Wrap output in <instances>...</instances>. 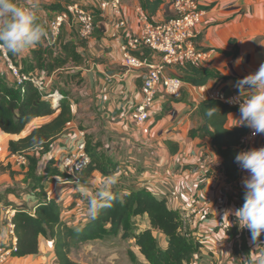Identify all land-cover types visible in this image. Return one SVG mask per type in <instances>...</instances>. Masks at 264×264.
I'll return each instance as SVG.
<instances>
[{
  "label": "crops",
  "instance_id": "crops-1",
  "mask_svg": "<svg viewBox=\"0 0 264 264\" xmlns=\"http://www.w3.org/2000/svg\"><path fill=\"white\" fill-rule=\"evenodd\" d=\"M120 1L126 21L124 28L115 26L109 12L102 14L98 11V0H36L38 7L34 11L43 25L56 14L46 11L43 6L56 3L64 8L69 2L77 3L86 10H96L102 19L97 23V27L100 25L102 29L95 30L96 34L85 41V47L79 50L84 58L83 65L71 68L81 71V88L74 91L83 98L81 104L89 110L87 115L85 112L77 114V119L94 116L97 124L86 133L79 130L75 122L70 123L52 143L46 161L54 159L55 166L61 172V159L84 140L85 134H92L102 142L104 152L115 162L118 178L125 181L123 191L145 188L155 197L165 199L171 210L181 213L186 231L200 245L199 252L190 264H257L256 258L264 252V240L258 244L261 248L249 242L248 253L234 255L233 245L238 238L231 239L225 234L231 225L239 229L234 216L229 217L230 224L227 220L223 221V216L226 210L242 207L244 192L224 176L222 158L209 140L192 138L189 132L201 124L196 113L199 103L211 100L210 94L214 92L225 96L238 95L235 82L254 73L264 62V0H198V8L203 16L195 30L194 42L207 53V58L195 67L165 68L163 75L180 78L183 87L177 98H166L160 91L156 94L147 122L148 135H143L131 119L132 111L141 100L143 71H128L121 66L120 47L130 37L138 35L140 17L152 23L166 20L171 14L172 0H163L156 15L151 18L146 17L138 0ZM19 4L30 7V0H21ZM72 28L64 25L60 31L64 29L68 39L71 33L75 36ZM34 48L25 54L16 55L18 65L30 59ZM134 55L145 58L149 65L159 60L145 50L135 51ZM241 57L242 62L236 64ZM0 61L3 60L0 58ZM3 62L0 63V73L10 78ZM207 74L216 77L203 80ZM242 98H246V95ZM72 103V112L75 114L76 106ZM232 118L238 119L239 115L235 112L228 114L225 123L227 129L233 128L235 121ZM46 121L33 119L21 135L28 134ZM81 133H84L83 137ZM9 139V135L0 136V155L9 154ZM255 146L264 147V134L259 136ZM103 178L93 173L88 184L72 178L64 182H45L43 186L44 190H55L57 202L61 206L62 199L65 200L64 206L75 201L78 206H70V209H74L68 211L67 215L74 214L72 220H83L81 224H84L89 216L87 202L90 194L95 193L93 190L98 188ZM30 196L27 194L23 200L29 207L35 202ZM78 207L81 214H75ZM135 223L138 231L148 228L145 216L136 218ZM154 237L159 247H166L163 235L154 233ZM2 242L5 244V239ZM49 251L50 244L47 243L37 256H11L6 264H55L52 253L47 257L51 263L47 262L44 254Z\"/></svg>",
  "mask_w": 264,
  "mask_h": 264
},
{
  "label": "trees",
  "instance_id": "trees-1",
  "mask_svg": "<svg viewBox=\"0 0 264 264\" xmlns=\"http://www.w3.org/2000/svg\"><path fill=\"white\" fill-rule=\"evenodd\" d=\"M138 1L147 18L156 15L163 3V0ZM43 8L55 13L65 10L60 3L44 5ZM99 12H94L96 15L91 12L95 25L93 34H96L95 30L102 29L100 25L97 27V23L102 21ZM37 20L42 23L38 17ZM71 34V38L67 39L63 29L55 41H47L44 37L31 51L30 59L22 61L21 65L16 62V55L5 52L21 72L37 71L50 78L54 74L59 75L58 72L65 71L68 67L79 68L83 65L84 58L79 50L85 47V41ZM80 74L81 71L68 73L64 87L56 90L61 97L50 99L47 97L49 93L37 90L29 82L15 86L10 78H5L0 73V134L10 136L7 145L9 155L27 157L25 173L31 185V195L35 200L30 207L26 203L8 206L14 211L12 224L16 239V251L12 252L11 256L17 258L37 256L43 245L47 246L46 243H49L50 251L47 256L52 253L55 264H77L70 258L73 250L89 242L120 234L121 239L134 241L138 253L146 264H190L199 252V242L186 231L181 213L171 210L165 199L155 197L145 188L122 191L121 194L111 191L112 200L109 206L100 209L94 218L88 216L87 221L77 227L63 220L61 205L57 202L56 196L46 199L43 186L45 182L51 183L55 180L64 182L72 177L61 173L52 158L43 164L41 175L38 176V161L31 152L39 150L48 153L52 143L70 123L74 122L69 90L72 86H79L82 83ZM210 77L216 76L207 74L203 80ZM213 107L218 111L211 117L207 116L206 110ZM232 112L233 109L220 102L202 101L196 109L201 124L189 132L192 138L209 140L222 158L224 176L231 181L237 177L240 166L235 162V156L239 153V141L246 133L244 127L232 129L225 127L227 116ZM36 118L47 121L28 134L21 135L26 126ZM84 141L89 163L78 173V178L89 179L93 173H98L102 177L117 175L116 164L104 152L102 142L88 134H85ZM142 216L147 218L148 228L138 231L135 219ZM154 233L165 237V248L159 247ZM225 234L231 239L238 238L233 245L234 255L248 253L249 242H252L249 230L231 225L227 227ZM263 240L264 234H261L257 244ZM7 248H10V245ZM128 257L131 261L136 259L131 251L128 252Z\"/></svg>",
  "mask_w": 264,
  "mask_h": 264
},
{
  "label": "built area",
  "instance_id": "built-area-1",
  "mask_svg": "<svg viewBox=\"0 0 264 264\" xmlns=\"http://www.w3.org/2000/svg\"><path fill=\"white\" fill-rule=\"evenodd\" d=\"M99 10L102 14L110 13L117 28H124V19L120 0H98ZM202 11L198 8V0H172L171 16L162 22L152 23L140 17V32L138 35L130 37L120 47L121 66L128 71H143L142 86L140 89L141 100L131 113L134 126L143 134L148 135L150 110L154 105L156 94L160 91L166 98H177L182 90L183 82L177 77H166L163 75L165 68L173 66L195 67L206 60L207 53L199 49L195 42V30L201 23ZM64 25L75 27L78 37L82 41L91 38L95 25L93 16L89 10L81 7L77 3L69 4L65 10L58 12L51 19H47L44 26L47 30L46 40L55 41ZM145 50L149 55L158 57L159 60L149 65L145 58L134 55L135 51ZM0 58L4 61L5 67L10 75V81L15 86H21L25 82L32 84L37 90L49 93L50 99L60 98L57 91L50 93L49 87L51 78L41 73H24L16 67L7 57L5 50L0 49ZM237 95L225 96L220 92L210 94V99L220 102L240 116L239 104L229 100ZM243 99V98H242ZM246 133L239 141V153L248 151L255 146L257 139L262 134L253 135V130L246 126ZM84 136V133H81ZM12 165L18 169L26 170L27 157L25 155H10ZM89 163V157L85 151V141L81 140L74 150L66 154L60 161L59 168L68 175L78 174L85 169ZM249 173L241 167L238 168L237 177L231 181L233 185L245 193L242 181L248 178ZM46 199L55 196V190H45ZM6 227L10 236V248L0 249V264H4L16 251V239L13 231L12 217L14 211H6ZM212 264V263H210Z\"/></svg>",
  "mask_w": 264,
  "mask_h": 264
},
{
  "label": "clouds",
  "instance_id": "clouds-1",
  "mask_svg": "<svg viewBox=\"0 0 264 264\" xmlns=\"http://www.w3.org/2000/svg\"><path fill=\"white\" fill-rule=\"evenodd\" d=\"M38 7L36 0H30V7H24L18 0H0V49L12 55H22L36 47L47 35L45 26L38 22L34 9ZM238 58L236 64L242 62ZM238 95L229 100L239 104L240 116L232 118L233 127L246 126L253 130V135L264 134V62L259 68L235 82ZM246 98L242 99V97ZM217 108H208L206 115L211 117ZM235 162L241 169L249 173L242 181L245 188L244 203L237 209L226 210L223 221L234 216L240 229L251 233L253 245L261 234H264V147L242 151L235 156ZM118 181L116 174L105 176L101 187L90 194L87 214L95 217L99 210L109 206L112 200L111 188ZM84 191L87 192L85 188ZM257 264H264V252L256 258Z\"/></svg>",
  "mask_w": 264,
  "mask_h": 264
},
{
  "label": "rangeland",
  "instance_id": "rangeland-1",
  "mask_svg": "<svg viewBox=\"0 0 264 264\" xmlns=\"http://www.w3.org/2000/svg\"><path fill=\"white\" fill-rule=\"evenodd\" d=\"M97 7L99 9L98 4ZM89 10L91 12L93 11V15H96V13H94L97 12L96 10L93 9H89ZM72 29L74 30L75 36L78 38V35L76 33V28L73 27ZM2 62L3 61H0V63ZM71 72H73V70L71 69V67H68L65 71L58 72L59 75L55 74L53 79L51 78V82H52L51 93L55 92L57 88L61 89L64 87L65 77L68 73L70 74ZM80 88H81V84L79 86H72V88L69 90L70 91L69 99L71 100V102H73L72 104L76 106L75 114H74V122L77 124L79 130L86 131V133H88L90 127L96 126L97 119L93 118L94 116H81L80 120L77 119V116L79 114L81 115L83 112H85L87 115V113L89 112V110L87 111V109L83 106V104H81L83 98L80 97L79 94H75L76 92L74 90ZM0 136L3 135L0 134ZM31 154L34 155L38 161L37 175L39 176L41 175L40 173L42 171L44 161H46L49 155L48 153L39 150L32 151ZM61 173L68 175L62 171ZM69 176H71L72 178H77L85 182L86 184L90 182V179L78 178L79 177L78 174L69 175ZM117 182L118 184L113 185L111 191L121 194V192L124 190L125 181L119 179ZM101 185L102 182L101 184H99L97 189L95 186L91 185L93 189H96L93 190V192L94 191L96 192L101 187ZM31 192H32L31 185L29 180L26 178L25 170L18 169L17 167L13 166L9 154L6 156L4 154L3 155L1 154L0 155V247H3V249H8L7 247H9L11 243L10 236L7 232V227H6V217H7L6 211L12 208L8 206L9 205L15 206L14 204L25 203L23 202L25 196L27 194L31 195L30 194ZM30 198L33 199L32 195L30 196ZM72 198H74L73 195ZM62 200L63 202L65 201L64 199ZM80 201L81 199H79V202ZM63 202L61 206L62 216L65 215L64 216L65 218L63 219L66 222L70 223L72 226H74L75 224L82 223L83 220H72L74 218V214H72L73 216L69 214L67 215L68 211L73 210L76 206H78L77 203L74 201L71 204L64 206ZM81 204L83 206V203ZM70 206L74 208L70 209L69 208ZM79 210L80 209L78 207L75 210L76 211L75 214H81V211ZM1 239L2 240L5 239L6 243L4 244ZM130 251L137 256V257L135 256L136 257L135 261H131L129 259L128 252ZM47 257L48 256L46 253V258ZM70 258L77 264H142L144 263L143 258L138 253V249L135 247L134 242L130 240L121 239L120 234L116 236L107 237L102 241L97 240V241L89 242L85 245H81L77 250H73L70 253ZM6 262L4 264H6ZM47 262L50 261L48 260Z\"/></svg>",
  "mask_w": 264,
  "mask_h": 264
}]
</instances>
